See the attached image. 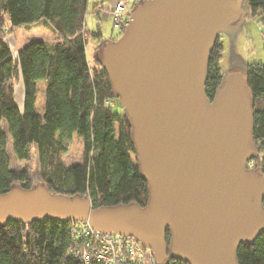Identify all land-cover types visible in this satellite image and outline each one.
Instances as JSON below:
<instances>
[{
	"label": "water",
	"instance_id": "1",
	"mask_svg": "<svg viewBox=\"0 0 264 264\" xmlns=\"http://www.w3.org/2000/svg\"><path fill=\"white\" fill-rule=\"evenodd\" d=\"M243 0H143L97 59L130 128L148 202L93 209L87 198L12 187L0 195V225L43 219L86 222L130 237L154 264H237L236 251L264 233V177L252 103L242 72L224 73L212 101L208 61L220 33L243 16ZM169 231L168 243L165 232Z\"/></svg>",
	"mask_w": 264,
	"mask_h": 264
},
{
	"label": "trees",
	"instance_id": "2",
	"mask_svg": "<svg viewBox=\"0 0 264 264\" xmlns=\"http://www.w3.org/2000/svg\"><path fill=\"white\" fill-rule=\"evenodd\" d=\"M141 1L135 0L133 8ZM242 3L243 11L262 20L264 51V0ZM86 9L87 0H0V195L12 187L31 190L40 185L54 195L87 198L93 209L129 204L144 208L148 185L139 171L129 122L99 61L95 59L92 65L87 61ZM39 22L52 28L56 41L48 44L33 39L12 56L5 41L7 28ZM220 48L216 41L208 61L204 90L209 101L224 75ZM244 67L256 150L246 168L264 177V61ZM18 78L24 89L22 111L14 100L13 81ZM40 83L45 84L42 112L36 105ZM4 129L17 160L28 163L36 152L40 170L10 168ZM72 136L90 154L87 167H65L61 161ZM76 223L46 218L0 225V264H84L75 254L81 244L72 232ZM169 237L166 230L167 243ZM236 262L264 264V233L238 247ZM165 264L188 263L168 255Z\"/></svg>",
	"mask_w": 264,
	"mask_h": 264
},
{
	"label": "rangeland",
	"instance_id": "3",
	"mask_svg": "<svg viewBox=\"0 0 264 264\" xmlns=\"http://www.w3.org/2000/svg\"><path fill=\"white\" fill-rule=\"evenodd\" d=\"M117 1L124 2L127 8L130 9L135 0H87V9L84 17L85 31L87 34L85 36L87 41L85 53L90 60L92 59L91 65L97 59L99 49L102 46L121 36L113 28L112 15L106 10L107 6H114ZM96 4H99V7L95 10ZM25 28L11 29L6 34L5 41L10 47L12 56H15L18 49L28 43L32 37L33 39L45 41L46 43L54 41L53 35L42 26L32 28L28 26ZM262 29L263 26L260 16H252L248 11H243V16L238 22L232 24L220 33L217 42L221 46L219 50L221 52L219 65L223 74L233 71L242 72L241 67L244 68V65L262 63L264 61ZM99 34L102 36L101 42L97 40ZM13 84L14 99L22 111L24 89L21 78L14 80ZM37 104H41L40 97H38ZM5 132L7 136L6 147L10 168L17 171L25 167L31 170H40V163L36 152H32L31 159L28 163L17 160L13 152L12 141L6 130ZM60 158L65 167H72L74 165L87 167L90 162V154L84 150L81 141L76 136H72L66 151L61 154Z\"/></svg>",
	"mask_w": 264,
	"mask_h": 264
},
{
	"label": "built area",
	"instance_id": "4",
	"mask_svg": "<svg viewBox=\"0 0 264 264\" xmlns=\"http://www.w3.org/2000/svg\"><path fill=\"white\" fill-rule=\"evenodd\" d=\"M106 10L112 15L113 28L121 33L128 25L130 14L122 1ZM72 232L80 241L75 254L84 264H152L148 249L130 237L100 234L86 222H77Z\"/></svg>",
	"mask_w": 264,
	"mask_h": 264
},
{
	"label": "crops",
	"instance_id": "5",
	"mask_svg": "<svg viewBox=\"0 0 264 264\" xmlns=\"http://www.w3.org/2000/svg\"><path fill=\"white\" fill-rule=\"evenodd\" d=\"M101 5V4H100ZM36 26H42L44 29H46L49 33H51L52 35H53V39H54V41H52V42H50V43H48V44H52V43H54L55 41H56V35H55V33H54V31L52 30V28H50L49 26H47L45 23H43V22H39V23H35V24H32V25H30V27L32 28V27H36ZM23 29H26L25 27H22ZM9 31L11 30L10 28H7ZM18 29V28H17ZM16 30V29H15ZM31 40H33V37L30 39V41ZM102 40V36H101V39L100 40H98V42H100ZM45 42V41H44ZM27 44V43H26ZM24 46V45H23ZM22 46V47H23ZM21 47V48H22ZM18 51H19V49H18ZM86 57H87V55H86ZM92 60V59H91ZM91 60L87 57V61L89 62V64H91ZM95 61V60H94ZM94 61L92 62V64L94 63ZM39 86H40V91H39V94H38V96H37V101H38V97H40V99H41V104L40 105H38L37 103H36V105H37V108L39 109V111L40 112H42V110H43V105H44V93H43V89H44V86H45V84L44 83H40L39 84ZM15 100V99H14ZM16 103V102H15ZM17 105V104H16ZM18 106V105H17ZM18 108H19V106H18Z\"/></svg>",
	"mask_w": 264,
	"mask_h": 264
},
{
	"label": "flooded vegetation",
	"instance_id": "6",
	"mask_svg": "<svg viewBox=\"0 0 264 264\" xmlns=\"http://www.w3.org/2000/svg\"><path fill=\"white\" fill-rule=\"evenodd\" d=\"M132 9H133V6H131L130 9L127 8L129 14L131 13ZM111 41H115V40H111Z\"/></svg>",
	"mask_w": 264,
	"mask_h": 264
}]
</instances>
